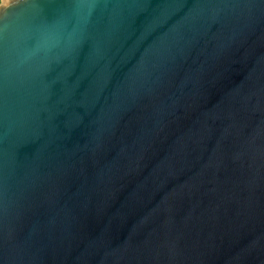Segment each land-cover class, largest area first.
<instances>
[{
  "label": "water",
  "instance_id": "water-1",
  "mask_svg": "<svg viewBox=\"0 0 264 264\" xmlns=\"http://www.w3.org/2000/svg\"><path fill=\"white\" fill-rule=\"evenodd\" d=\"M0 264H264V0H0Z\"/></svg>",
  "mask_w": 264,
  "mask_h": 264
}]
</instances>
